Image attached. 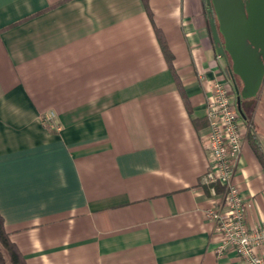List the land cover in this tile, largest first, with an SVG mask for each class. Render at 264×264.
<instances>
[{
    "label": "crops",
    "instance_id": "obj_1",
    "mask_svg": "<svg viewBox=\"0 0 264 264\" xmlns=\"http://www.w3.org/2000/svg\"><path fill=\"white\" fill-rule=\"evenodd\" d=\"M207 7L0 0V216L26 264H243L216 255L205 215L213 82L236 103ZM259 103L234 178L249 226L264 220Z\"/></svg>",
    "mask_w": 264,
    "mask_h": 264
},
{
    "label": "built area",
    "instance_id": "obj_2",
    "mask_svg": "<svg viewBox=\"0 0 264 264\" xmlns=\"http://www.w3.org/2000/svg\"><path fill=\"white\" fill-rule=\"evenodd\" d=\"M232 92L227 82L215 80L206 104L209 131L204 144L209 164L202 183L217 203L205 215L215 226L218 257L233 250L243 264H264V220L258 225H248L249 205L234 179L242 157L244 132ZM45 120L58 130L55 114H49Z\"/></svg>",
    "mask_w": 264,
    "mask_h": 264
},
{
    "label": "water",
    "instance_id": "obj_3",
    "mask_svg": "<svg viewBox=\"0 0 264 264\" xmlns=\"http://www.w3.org/2000/svg\"><path fill=\"white\" fill-rule=\"evenodd\" d=\"M206 2L217 54L231 60L228 76L234 83L237 111L246 118L245 108L254 103L264 82V0Z\"/></svg>",
    "mask_w": 264,
    "mask_h": 264
},
{
    "label": "trees",
    "instance_id": "obj_4",
    "mask_svg": "<svg viewBox=\"0 0 264 264\" xmlns=\"http://www.w3.org/2000/svg\"><path fill=\"white\" fill-rule=\"evenodd\" d=\"M207 10H208V7H207ZM160 42L162 45V49L170 64V67L171 69H173L172 68V57L168 52L167 46L161 38H160ZM228 66L230 68L229 64ZM237 79L240 81V79L237 76H235L234 80H237ZM43 121L45 125L49 128V124L46 123L45 120ZM220 188L221 187H218V191H221ZM0 264H26L25 258L22 256V254L20 253L16 245L10 240L9 235L5 230L4 222L1 216H0Z\"/></svg>",
    "mask_w": 264,
    "mask_h": 264
},
{
    "label": "rangeland",
    "instance_id": "obj_5",
    "mask_svg": "<svg viewBox=\"0 0 264 264\" xmlns=\"http://www.w3.org/2000/svg\"><path fill=\"white\" fill-rule=\"evenodd\" d=\"M228 61H229V64L231 65V60L229 58H228ZM235 82H236V85L241 89L242 84L240 83V81L237 79V80H235ZM258 101L260 102L259 103V113H260L261 111L264 110V83L261 87V90H260L258 96L256 97V102H258ZM259 113H258L259 117L260 116L263 117V114H259ZM260 120L263 122L262 119H260Z\"/></svg>",
    "mask_w": 264,
    "mask_h": 264
},
{
    "label": "flooded vegetation",
    "instance_id": "obj_6",
    "mask_svg": "<svg viewBox=\"0 0 264 264\" xmlns=\"http://www.w3.org/2000/svg\"><path fill=\"white\" fill-rule=\"evenodd\" d=\"M227 62H228V64H229V61H227ZM229 65H230V64H229ZM243 103H244V102H243ZM243 103H242V104H243Z\"/></svg>",
    "mask_w": 264,
    "mask_h": 264
}]
</instances>
